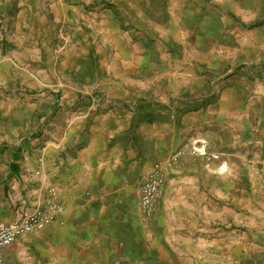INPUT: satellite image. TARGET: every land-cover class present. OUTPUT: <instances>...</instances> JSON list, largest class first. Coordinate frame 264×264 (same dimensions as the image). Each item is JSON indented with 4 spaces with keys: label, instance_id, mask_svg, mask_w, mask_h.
I'll use <instances>...</instances> for the list:
<instances>
[{
    "label": "crops",
    "instance_id": "0c3cea01",
    "mask_svg": "<svg viewBox=\"0 0 264 264\" xmlns=\"http://www.w3.org/2000/svg\"><path fill=\"white\" fill-rule=\"evenodd\" d=\"M120 1L110 0L116 5L110 11L115 33L124 30L117 20L120 10L132 11ZM134 1L149 8L150 0ZM164 1L166 15L183 11L195 16L205 10L206 16L241 17L253 26L257 49L264 46V0ZM91 16L101 21L89 23L104 30L108 14ZM84 17L74 16L73 23L87 25ZM70 31L65 38L60 28L64 40L57 42L68 45L78 30ZM21 74L14 61L8 71L0 66V220L43 207L52 189L64 211L50 225L0 250V264H229L234 187L229 170L200 171L195 161L175 166L172 155L197 140L222 156L216 165L249 160L246 147L257 130L248 122L264 88L255 90L234 76V85L217 95L212 91L205 103L192 100L172 109L157 97V104H144L147 91L141 90L137 97L143 104L105 106L85 103L86 92L50 68L29 73L30 84ZM29 85L39 88L32 98L23 88ZM109 92L131 98L129 90ZM259 127L264 132V125ZM256 142L264 146L262 136ZM159 161L166 180L156 211L148 217L141 190Z\"/></svg>",
    "mask_w": 264,
    "mask_h": 264
},
{
    "label": "rangeland",
    "instance_id": "374dc122",
    "mask_svg": "<svg viewBox=\"0 0 264 264\" xmlns=\"http://www.w3.org/2000/svg\"><path fill=\"white\" fill-rule=\"evenodd\" d=\"M121 2H128L132 11L120 10L117 20L124 30L115 33L110 11L116 5L110 0H0V66L8 71L12 61L17 63L23 79L28 78L26 84L33 83L29 73L50 68L63 82L84 90L85 103L105 106L112 102L143 104L137 97L141 90L147 91L148 102L144 104H157L153 99L157 97L172 109L192 100L205 103L212 91L217 95L218 90L234 85V76L245 78L255 90L264 88V60H258L264 59V46L257 49V34L243 18L206 16L205 10L195 11V16L183 11L166 15L164 0H150L148 9L146 2ZM96 12L108 14L104 30L89 23L101 21L91 16ZM77 13L85 16L87 25L73 23ZM60 28L65 38L71 36L70 28L78 30L68 45L57 42V38L64 40ZM23 88L31 98L39 90ZM120 88L129 90L131 98L118 99L109 92ZM250 90L248 96L253 92ZM258 104L248 122L257 130L255 141L246 147L249 160L216 165L222 156L197 140L182 145L172 155L184 152L175 166L195 161L200 171L229 170V183L234 186L230 194L229 264H264V146L256 142L259 136L264 139V132H258L259 124L264 125V98ZM203 146L205 155L198 151ZM214 206L220 213L219 205Z\"/></svg>",
    "mask_w": 264,
    "mask_h": 264
},
{
    "label": "built area",
    "instance_id": "2783aa9c",
    "mask_svg": "<svg viewBox=\"0 0 264 264\" xmlns=\"http://www.w3.org/2000/svg\"><path fill=\"white\" fill-rule=\"evenodd\" d=\"M198 150L205 155V146ZM184 152L180 151L172 157L174 164L179 163ZM166 180V172L163 162H156L151 169L149 177L146 179L141 190V207L143 213L151 217L157 207L161 196V186ZM64 211L63 204L57 198L55 189L50 191V197L45 205L32 211H25L20 217L11 221L0 220V250L12 245L19 236L41 230L57 220Z\"/></svg>",
    "mask_w": 264,
    "mask_h": 264
}]
</instances>
